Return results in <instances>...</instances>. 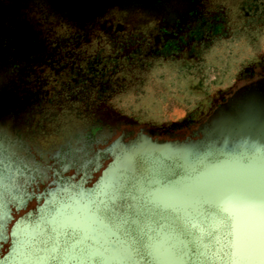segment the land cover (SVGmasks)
I'll use <instances>...</instances> for the list:
<instances>
[{
	"label": "rangeland",
	"instance_id": "obj_1",
	"mask_svg": "<svg viewBox=\"0 0 264 264\" xmlns=\"http://www.w3.org/2000/svg\"><path fill=\"white\" fill-rule=\"evenodd\" d=\"M263 118L264 0H0V264L56 235L139 264L131 170L264 155Z\"/></svg>",
	"mask_w": 264,
	"mask_h": 264
},
{
	"label": "water",
	"instance_id": "obj_2",
	"mask_svg": "<svg viewBox=\"0 0 264 264\" xmlns=\"http://www.w3.org/2000/svg\"><path fill=\"white\" fill-rule=\"evenodd\" d=\"M131 171L128 215L139 224L120 232L139 264H264L263 154L205 153L192 166ZM32 256L24 264H118L82 237L56 235Z\"/></svg>",
	"mask_w": 264,
	"mask_h": 264
},
{
	"label": "flooded vegetation",
	"instance_id": "obj_3",
	"mask_svg": "<svg viewBox=\"0 0 264 264\" xmlns=\"http://www.w3.org/2000/svg\"><path fill=\"white\" fill-rule=\"evenodd\" d=\"M126 183H128V179L126 180ZM125 185V184H124ZM122 199L124 200V198L122 197ZM121 201V200H120ZM122 202V201H121ZM130 211H128V213H129ZM132 212V211H131ZM135 215V214H134ZM128 220L125 222V223H123V224H128L129 223V215H128ZM121 220V219H120ZM124 221V220H123ZM55 224H61V222H58V223H56V222H54ZM63 223V222H62Z\"/></svg>",
	"mask_w": 264,
	"mask_h": 264
}]
</instances>
